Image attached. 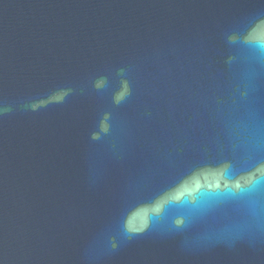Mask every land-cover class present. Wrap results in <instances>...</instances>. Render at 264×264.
Returning <instances> with one entry per match:
<instances>
[{
	"label": "water",
	"instance_id": "obj_1",
	"mask_svg": "<svg viewBox=\"0 0 264 264\" xmlns=\"http://www.w3.org/2000/svg\"><path fill=\"white\" fill-rule=\"evenodd\" d=\"M262 21L0 0V264H264Z\"/></svg>",
	"mask_w": 264,
	"mask_h": 264
},
{
	"label": "snow or ice",
	"instance_id": "obj_2",
	"mask_svg": "<svg viewBox=\"0 0 264 264\" xmlns=\"http://www.w3.org/2000/svg\"><path fill=\"white\" fill-rule=\"evenodd\" d=\"M262 23H264V21H262ZM261 182H264V172L261 173L260 176L258 177H254L252 180H251V183L255 184V183H261ZM237 188L240 190V191H244L245 189L243 188H240L239 185H237ZM231 191V190H229Z\"/></svg>",
	"mask_w": 264,
	"mask_h": 264
}]
</instances>
